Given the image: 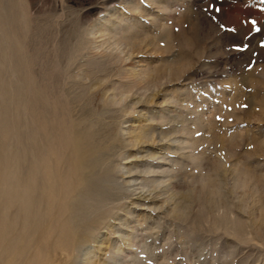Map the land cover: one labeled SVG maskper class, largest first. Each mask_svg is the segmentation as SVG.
<instances>
[{
    "label": "rangeland",
    "instance_id": "obj_1",
    "mask_svg": "<svg viewBox=\"0 0 264 264\" xmlns=\"http://www.w3.org/2000/svg\"><path fill=\"white\" fill-rule=\"evenodd\" d=\"M212 2L0 0V264H264V2Z\"/></svg>",
    "mask_w": 264,
    "mask_h": 264
},
{
    "label": "snow or ice",
    "instance_id": "obj_2",
    "mask_svg": "<svg viewBox=\"0 0 264 264\" xmlns=\"http://www.w3.org/2000/svg\"><path fill=\"white\" fill-rule=\"evenodd\" d=\"M261 2H264V0H261ZM208 3H209V6H208L207 9H205L206 12H213V11L219 12L220 11L219 8L215 7V4L212 2V0H208ZM213 18H215V17H213ZM251 23L254 26L256 22L255 21H251ZM221 27L223 28L224 26L221 25ZM229 30L230 31H235V29H229ZM256 30H258V29H256Z\"/></svg>",
    "mask_w": 264,
    "mask_h": 264
},
{
    "label": "bare ground",
    "instance_id": "obj_3",
    "mask_svg": "<svg viewBox=\"0 0 264 264\" xmlns=\"http://www.w3.org/2000/svg\"><path fill=\"white\" fill-rule=\"evenodd\" d=\"M4 98V97H3ZM34 109V108H33ZM4 146V145H3Z\"/></svg>",
    "mask_w": 264,
    "mask_h": 264
}]
</instances>
